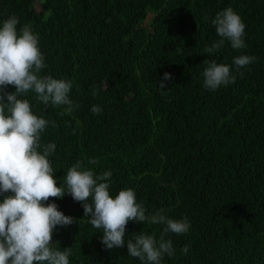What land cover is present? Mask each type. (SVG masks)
Listing matches in <instances>:
<instances>
[{
  "label": "trees",
  "instance_id": "obj_1",
  "mask_svg": "<svg viewBox=\"0 0 264 264\" xmlns=\"http://www.w3.org/2000/svg\"><path fill=\"white\" fill-rule=\"evenodd\" d=\"M227 7L246 25V48L225 41L207 54L220 39L211 19ZM11 15L38 35L40 75L72 84L70 114L23 97L49 121L38 151L55 144L56 186L79 161L111 171L110 194L134 189L147 215L187 217V233L165 237L175 255L163 264H264V0H0V21ZM240 54L256 59L234 83L203 88L205 59L231 65ZM165 71L172 79L160 89ZM49 201L74 218L52 234L70 264H141L126 247L105 249L71 195ZM163 227L128 221L125 242L140 232L158 239Z\"/></svg>",
  "mask_w": 264,
  "mask_h": 264
},
{
  "label": "clouds",
  "instance_id": "obj_2",
  "mask_svg": "<svg viewBox=\"0 0 264 264\" xmlns=\"http://www.w3.org/2000/svg\"><path fill=\"white\" fill-rule=\"evenodd\" d=\"M18 24L14 15L0 21V264H70L71 252L67 247H56L52 234L57 226L66 227L75 221L49 201V197L61 198L65 193L81 202L83 217L93 228L102 230L100 240L105 249L126 247L127 254L138 258L141 264H163L165 255H175L172 240L165 237L169 233H187L191 227L187 217L173 219L163 210L147 215L136 201L134 189L110 194L111 171L94 174L79 161L68 168L64 186H56L48 159L55 144L48 143L38 151L49 121L34 114L28 99L23 97L34 92L41 104L67 106L64 110L70 114L76 107L69 98L72 84L66 79L40 75L46 65L38 35L28 26L18 29ZM211 24L220 39L206 47L205 53L220 50L225 41L233 50L246 48V25L231 7L218 11ZM255 59L240 54L232 58L231 65L205 59L201 72L203 88L212 91L234 83V71L242 74L240 70ZM171 79L165 71L157 86L166 89V82ZM8 85L15 90L7 91ZM91 111L99 114L102 108L94 105ZM128 221L164 227L158 239L140 232L125 242ZM182 251L186 254L187 246Z\"/></svg>",
  "mask_w": 264,
  "mask_h": 264
}]
</instances>
